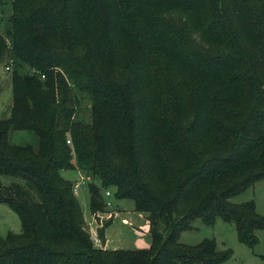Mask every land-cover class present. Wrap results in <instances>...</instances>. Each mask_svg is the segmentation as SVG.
<instances>
[{
	"label": "trees",
	"instance_id": "obj_1",
	"mask_svg": "<svg viewBox=\"0 0 264 264\" xmlns=\"http://www.w3.org/2000/svg\"><path fill=\"white\" fill-rule=\"evenodd\" d=\"M5 56L0 203L21 231L0 236V264L228 260L213 239L178 241L194 219L220 218L257 243L264 216L231 198L264 179V0H0ZM17 131L31 142H11ZM76 169L94 179L93 217L109 188L147 214L148 246L94 244L60 174ZM111 222L97 231L103 242Z\"/></svg>",
	"mask_w": 264,
	"mask_h": 264
},
{
	"label": "rangeland",
	"instance_id": "obj_2",
	"mask_svg": "<svg viewBox=\"0 0 264 264\" xmlns=\"http://www.w3.org/2000/svg\"><path fill=\"white\" fill-rule=\"evenodd\" d=\"M9 12V6L6 4L4 15L6 16ZM7 63L6 56L0 60V120L9 117L12 105L11 68L6 70ZM88 105L89 101L87 100L82 103L83 108ZM84 114L88 118L86 109H84ZM10 139L15 144H25L31 142L32 136L30 133L17 131L10 134ZM60 174L70 180L74 186L82 184L77 192H73L80 204L85 229L96 246L107 249L132 250L149 245L147 214L135 211L131 200H115L114 190L109 188V196L106 197L105 192H102L104 201L109 202V204L106 203V212L93 217L89 206L88 185L94 179L90 176L89 178L85 177V173L80 169L61 170ZM10 181H15V179L2 178L4 184H8ZM251 200L254 202L256 212L264 216V179L257 181L239 195L231 198V201L235 203ZM110 218L112 222L104 230L103 242L98 238L97 231ZM20 231L21 223L18 215L5 204L0 203V236L5 237L8 232L20 233ZM255 234L258 239L257 243L253 247H248L238 241L233 223L217 218L214 224L207 225L200 219H194L191 229L180 232L178 241L187 245H195L203 239H213L219 250L228 248L232 252L231 257L221 264H264V230H257Z\"/></svg>",
	"mask_w": 264,
	"mask_h": 264
},
{
	"label": "built area",
	"instance_id": "obj_3",
	"mask_svg": "<svg viewBox=\"0 0 264 264\" xmlns=\"http://www.w3.org/2000/svg\"><path fill=\"white\" fill-rule=\"evenodd\" d=\"M8 69V67H6V70ZM67 143H69V141L67 140ZM82 185V184H76L75 186H73V191L74 192H77V189L79 188V186ZM110 195V191H105V196H109ZM107 204H109V202H106ZM106 204V205H107Z\"/></svg>",
	"mask_w": 264,
	"mask_h": 264
}]
</instances>
